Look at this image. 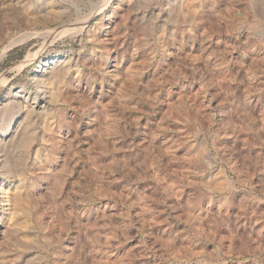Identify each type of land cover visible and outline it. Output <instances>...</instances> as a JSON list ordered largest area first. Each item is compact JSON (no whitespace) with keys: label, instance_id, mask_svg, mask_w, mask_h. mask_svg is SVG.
I'll list each match as a JSON object with an SVG mask.
<instances>
[{"label":"rangeland","instance_id":"rangeland-1","mask_svg":"<svg viewBox=\"0 0 264 264\" xmlns=\"http://www.w3.org/2000/svg\"><path fill=\"white\" fill-rule=\"evenodd\" d=\"M0 158V264H264V0H0Z\"/></svg>","mask_w":264,"mask_h":264},{"label":"bare ground","instance_id":"bare-ground-1","mask_svg":"<svg viewBox=\"0 0 264 264\" xmlns=\"http://www.w3.org/2000/svg\"><path fill=\"white\" fill-rule=\"evenodd\" d=\"M49 59L52 60V58H49ZM52 63H54V62H51L50 60L47 59L45 62H43V65H41V67H47V66H49V65L52 64ZM56 63H57V62H56ZM59 73H60V72H59ZM47 126H48V125H47ZM24 134H26V133H24ZM25 139H26V138H24V135H23V136H22V140L25 141ZM30 139H31V138H30ZM28 142H30V141L28 140ZM28 142H27V143H28ZM21 143H22V142H21ZM21 143H20V144H21ZM24 143H25V142H24ZM25 145H26V144H25ZM14 146H15V145H14ZM0 159H1V158H0ZM2 159H3V158H2ZM7 164H8V161H7V160H6V161H5V160H0V169H1V168H5V166H6ZM7 166H8V165H7ZM7 166H6V167H7Z\"/></svg>","mask_w":264,"mask_h":264}]
</instances>
